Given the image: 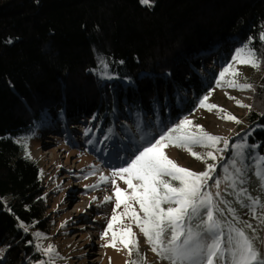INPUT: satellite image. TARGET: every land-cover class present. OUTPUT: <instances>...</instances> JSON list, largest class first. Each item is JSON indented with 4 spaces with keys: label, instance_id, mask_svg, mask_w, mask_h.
Here are the masks:
<instances>
[{
    "label": "trees",
    "instance_id": "obj_1",
    "mask_svg": "<svg viewBox=\"0 0 264 264\" xmlns=\"http://www.w3.org/2000/svg\"><path fill=\"white\" fill-rule=\"evenodd\" d=\"M262 26L264 0H152L151 7L139 0H0L2 259L22 264L33 256V237L20 222L48 233L41 169L26 158L17 142L21 137L77 115H95L100 132L107 133L100 150L106 141L111 152L122 153L123 147L133 152L155 125L187 117L197 108L212 87L204 59L215 56L216 63H226L233 45L249 37L257 55H264L258 39ZM103 58L112 79L96 71ZM261 67V78L251 82L252 108L240 133L255 128L247 143L260 147L246 150L247 156L264 155V127H257L264 125V62ZM136 116L142 118L140 125ZM114 132L123 133V140L117 141ZM103 158L112 159L110 153ZM251 166L245 161L244 167ZM239 187L264 203L259 182L256 188ZM221 198L232 202L238 217L233 221L225 211L224 218L239 228L251 223L260 238L254 243L264 254V224L236 202L232 189ZM262 211L258 208L257 214Z\"/></svg>",
    "mask_w": 264,
    "mask_h": 264
},
{
    "label": "snow or ice",
    "instance_id": "obj_2",
    "mask_svg": "<svg viewBox=\"0 0 264 264\" xmlns=\"http://www.w3.org/2000/svg\"><path fill=\"white\" fill-rule=\"evenodd\" d=\"M139 2L142 5L152 6V0H139ZM252 39L249 37L248 42L235 49L231 61L222 67L215 80L217 87L226 84L229 88L241 91L254 90L252 83L239 82L237 78L242 74L236 67L239 64L250 66L255 70L260 69L264 55H257L258 50L251 46ZM258 39L264 42V26ZM7 43H12V40L9 39ZM108 68L107 58H103L96 71L102 74V78L112 79L114 77L108 72ZM228 76L231 78L226 79ZM210 94L211 90L199 98L200 108L209 111L218 108L217 105L207 103ZM229 99L235 98L229 97ZM236 104L249 110L252 108L251 105H245L240 100H236ZM225 118L237 124L242 123L231 114ZM255 130L251 128L243 136L237 134L240 142L230 143L228 138L210 134L203 126L194 125L191 119L184 117L170 126H165L157 135L143 134L142 139L145 142L136 149L131 158L125 159L118 166H113L110 177L100 176V182L111 183L115 197L111 219L107 221V226L100 237L105 240L103 246L112 247L117 251L127 250L130 259L126 264H147L146 257L139 251V240L136 232L133 231L135 226L158 259L166 260L169 264H264V254L254 243L260 239L255 235L256 229L251 223H245L244 228H239L233 222L227 221L224 218L225 211L235 221L238 219L236 209L231 207V201L221 198V184L225 183L226 188L232 189L237 197L236 202L248 209L253 219L264 224V211L257 214L258 208L264 210V203L261 202L260 197H253L244 187H239L237 190L238 185L247 182L244 168L236 166L238 161L247 158L246 150L250 152L251 149L260 147L257 144L247 143L248 137ZM87 131L90 130H86L85 135ZM32 134L34 135V132ZM30 138V135L24 136L17 141L24 148L28 159H31V153L27 151V140ZM221 143L222 148L218 147ZM170 146L187 151L195 159L204 162L206 169L197 173L180 166L166 155L165 149ZM194 147L209 150L201 154L194 151ZM229 147L234 150L231 154L233 171L230 173L229 169L224 167L225 174L221 178L217 168L223 165L218 163L217 154L219 159L223 160V153ZM209 159L215 163H208ZM262 166H264V155L258 157L255 171L261 193L264 194ZM117 178L127 185V189L119 187ZM210 180L213 181L211 185H209ZM86 187L98 188L99 183ZM210 188H215L216 191L213 192ZM96 199V197L92 198L93 201ZM112 201L113 196L106 195L103 202ZM121 207L123 211L118 212ZM125 220L128 223H125ZM117 225L119 227H116ZM19 227L24 232L29 231V227L23 222H20ZM245 229H250L253 234L250 236ZM109 233H111L110 238ZM34 236L37 240L46 238L40 232L34 233ZM28 243L32 244L33 241ZM35 248L48 258L39 260L37 264H55L57 258L63 259L53 244L45 247L37 243ZM4 251L5 249H0V254ZM134 252L136 258L131 259ZM109 259L111 264V258Z\"/></svg>",
    "mask_w": 264,
    "mask_h": 264
},
{
    "label": "rangeland",
    "instance_id": "obj_3",
    "mask_svg": "<svg viewBox=\"0 0 264 264\" xmlns=\"http://www.w3.org/2000/svg\"><path fill=\"white\" fill-rule=\"evenodd\" d=\"M241 46L238 43L233 45L231 57L235 49ZM231 57L228 62L231 61ZM202 62L203 67L206 68L205 72L208 74L211 72L212 75L211 94L207 103L217 105L218 108L209 111L197 105V108L187 117L193 121L194 125L203 126L210 134L228 138L230 143L239 142L237 134H240L246 127L245 117L248 108L238 106L236 100H240L245 105H250L252 90L241 91L229 88L226 84L217 87L215 80L222 67L228 62L216 63L215 56H210ZM236 67L242 74L237 78L241 83H251L259 80L262 76V67L259 70L239 64ZM230 78V76L226 77V79ZM229 97L235 99H229ZM220 109H223V111H220ZM229 114L236 116L242 123L237 124L227 120L225 117ZM180 119L182 118L155 125L149 130L148 134L157 135L165 126H170ZM135 120L136 124L140 125L142 118L136 116ZM98 124V117H95V115L86 117L77 115L62 123L57 122L54 125L47 126L42 129L40 134L36 133L27 140V151L31 153V158L38 163L41 169L44 197L47 205L45 224L48 233L29 228L34 241V253L33 256L24 258L22 264H37L41 259H48L36 250L35 245L37 243L45 247L48 244H53L56 247L59 256L63 259L57 258L55 264H110L109 258H111V264H126V261L130 259L127 250L117 251L112 247H104L105 240L100 238L101 233L107 226V221L111 219L112 209L115 207L113 187L110 182H100V176L110 177L113 166H118L125 159L131 158L136 149L130 152L126 147H123L122 153L111 152L110 145L105 141L103 143L105 148L100 150L99 145L102 143V139L107 136V133H101ZM115 124V127H119L118 122H115ZM86 130H90L87 131V135H85ZM117 133L114 132L117 141H122L124 138L123 133L120 135H117ZM144 142V140H141L138 148ZM218 147L222 148L223 144L221 143ZM193 150L203 154L209 149L194 147ZM233 152L234 150L229 147L223 153V160H220L219 154H217L218 163L223 165V167L217 168V173L221 178L225 174L224 167H227L230 173L233 171L231 162ZM106 153H110L112 159H119V162L114 164V160L104 159L103 155ZM165 153L180 166L197 173L206 169L204 162L195 159L183 149L170 146L165 149ZM246 157V159L239 160L236 166L244 168L247 174V186L256 188L258 178L255 171L257 170L256 162L259 156L246 155ZM245 161L252 163L251 168L244 167ZM208 163L215 162L209 159ZM97 183H99L98 188L86 187V185L90 186ZM212 183L213 181L210 180L209 185ZM117 184L121 189H127V185L118 178ZM227 189L225 183H222V194ZM210 190L216 191L215 188H210ZM106 195L113 196V201L104 203ZM93 197L97 199L93 201ZM4 201L7 202L8 198ZM74 205H77L80 209L72 214L70 210L73 209ZM117 211L122 212L123 207ZM125 223H128V221L125 220ZM61 225H64V227H61ZM116 227H119V225ZM133 231L137 234L139 251L146 257L147 264H169L166 260L158 259L135 226H133ZM36 232L42 233L46 238L37 240L34 236ZM110 237L111 233H109ZM97 239L99 245L95 241ZM0 249H2L1 246ZM3 257L4 252L0 254V264H7L9 260H3ZM135 258L134 252L131 259Z\"/></svg>",
    "mask_w": 264,
    "mask_h": 264
},
{
    "label": "bare ground",
    "instance_id": "obj_4",
    "mask_svg": "<svg viewBox=\"0 0 264 264\" xmlns=\"http://www.w3.org/2000/svg\"><path fill=\"white\" fill-rule=\"evenodd\" d=\"M216 114H217V112H216ZM77 208H79L77 205H74L73 206V209H71L70 211L72 212V210L73 211H76L77 210ZM77 227V226H76ZM96 242H98V239L97 240H95ZM100 243L98 242V244L97 245H99Z\"/></svg>",
    "mask_w": 264,
    "mask_h": 264
}]
</instances>
